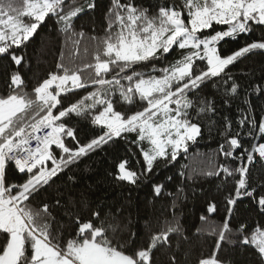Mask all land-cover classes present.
<instances>
[{"label": "trees", "instance_id": "1", "mask_svg": "<svg viewBox=\"0 0 264 264\" xmlns=\"http://www.w3.org/2000/svg\"><path fill=\"white\" fill-rule=\"evenodd\" d=\"M35 1L0 0L2 16L38 23L28 41L0 53V100L25 104L4 124L0 155L50 117L61 143L42 164L47 175L39 168H4L9 194L31 185L20 198L29 230L19 264L33 263L32 235L72 260L93 242L135 264H264L254 244L264 232V48L257 47L264 44V23L247 22L243 32L217 44L222 59L245 53L213 76L204 50L195 47L175 45L137 61L109 52L125 40L172 33V13L182 12L190 24V9L202 0H63L42 22L26 15ZM230 29L215 24L200 37ZM188 62L191 74L163 94L139 92L141 83ZM48 80L60 81L61 91L57 103L47 105L38 93ZM164 99L173 115L199 128V136L151 167L144 157L151 143L139 128L115 135L98 124L108 111L125 122L148 119L151 106ZM121 165L134 182L120 177ZM10 240L0 229V257Z\"/></svg>", "mask_w": 264, "mask_h": 264}, {"label": "rangeland", "instance_id": "2", "mask_svg": "<svg viewBox=\"0 0 264 264\" xmlns=\"http://www.w3.org/2000/svg\"><path fill=\"white\" fill-rule=\"evenodd\" d=\"M62 1L37 0L28 4L26 15L42 22L46 16L55 13L57 5ZM202 2L203 5L194 12L190 9V15L192 16L190 24L184 19L182 12L172 13L169 18L173 27L172 33L162 36L156 34L145 41L136 38L125 40L118 48L111 47L109 52L122 60L137 61L153 56L160 49H165L168 52L175 45L195 47L204 50L203 55L210 67L209 73L213 76L219 75L245 51L239 52L230 58L222 59L218 54L217 44L222 39L233 36L237 32H243L246 29L247 22L254 20L258 23H264V0H221L211 4H209V0H202ZM215 24H230L231 29L225 35L210 39L200 37L202 30ZM37 27L38 23L25 24L0 14V53L5 52L6 46L9 44L20 45L28 41L34 35ZM257 47L264 48V44L257 45ZM105 68L106 66L103 67V69ZM191 72L192 64L188 62L175 68L163 79L141 83L138 90L146 97L156 93L163 94L174 81L189 76ZM70 80L77 83L75 78ZM56 81L61 86L60 81ZM60 91L61 89L57 90L58 98ZM166 100L164 99V101L162 100L151 106L149 111H154V114L148 119L144 120L142 117H137L125 122L118 116H111L108 111L99 118L98 124L110 129L115 135H119L130 128H139L142 137L151 143L150 149L144 154L147 165L151 167L158 158L170 153L177 155L180 151H185L188 143L194 142L199 136V128L183 122L179 118L178 112L173 115V109L169 104H165ZM55 102L56 100L50 103ZM24 108L25 104L22 99L13 97L0 100V136L5 128L4 124ZM49 121L52 122L53 118L50 117ZM48 122L42 124H49ZM52 144L46 148L44 157L38 166L40 170H43L42 164L50 158V146ZM12 146H8L7 149L9 150ZM119 172L122 179L134 182L135 175L128 172L125 165L120 166ZM42 173L44 176L48 174V171L43 170ZM3 191L4 181L0 171V194ZM0 228L11 232L9 247L4 256L0 257V264H19L24 253L25 233L29 230L28 225L21 215L15 212L11 218L4 216ZM84 229L88 230L89 226H85ZM32 238L35 241L32 264H135L131 259L118 253H110L105 247L93 242L79 248L75 253L74 260H72L70 257L61 255L45 239L35 235H32ZM254 244L259 247L264 256V232L256 236ZM206 264L220 263L208 261Z\"/></svg>", "mask_w": 264, "mask_h": 264}, {"label": "built area", "instance_id": "3", "mask_svg": "<svg viewBox=\"0 0 264 264\" xmlns=\"http://www.w3.org/2000/svg\"><path fill=\"white\" fill-rule=\"evenodd\" d=\"M59 86L56 80H48L38 93L40 102L49 104L58 100ZM54 142H57V136L53 126L48 124L38 126L3 154V169L6 164H12L21 173L33 172L44 157L46 148Z\"/></svg>", "mask_w": 264, "mask_h": 264}, {"label": "crops", "instance_id": "4", "mask_svg": "<svg viewBox=\"0 0 264 264\" xmlns=\"http://www.w3.org/2000/svg\"><path fill=\"white\" fill-rule=\"evenodd\" d=\"M25 109V108H24ZM23 109V110H24ZM22 110V111H23ZM21 111V112H22ZM20 112V113H21ZM11 120V119H10ZM9 120V121H10ZM8 121V122H9ZM7 123V122H6ZM57 136V135H56ZM60 145L61 146V144L59 143V140H58V137H57V142H55V144L54 145ZM53 144L50 146V148L52 147V146H54ZM8 149H5L4 151H2L1 152V155H0V171H1V173H2V176H3V171H4V169H3V162H2V156H3V154L7 151ZM43 174V173H42ZM42 174H41V176H42ZM29 187H31V185L30 186H28V187H26V189L22 192V193H20V194H18V195H16V196H14V195H11V194H9L8 192H7V190H6V188H5V185H4V191L0 194V223H2V220L4 219V216H7V217H12L13 216V214L15 213V212H18L20 215H21V217L24 219V217L22 216V214H21V211H20V204L22 203V199H20L25 193H26V191L29 189ZM20 199V200H19ZM22 200V201H21ZM24 221H25V219H24ZM12 222H13V219H12ZM26 222V221H25ZM27 224V223H26ZM0 229H2V228H0ZM5 230V229H4ZM8 231V230H7ZM11 232H9V234H10ZM10 236H11V234H10ZM74 260V259H73Z\"/></svg>", "mask_w": 264, "mask_h": 264}]
</instances>
